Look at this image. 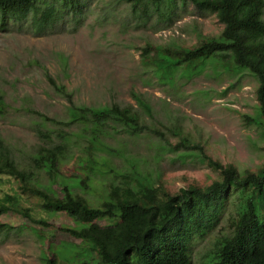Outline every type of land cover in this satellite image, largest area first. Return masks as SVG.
Segmentation results:
<instances>
[{"label":"rangeland","instance_id":"1","mask_svg":"<svg viewBox=\"0 0 264 264\" xmlns=\"http://www.w3.org/2000/svg\"><path fill=\"white\" fill-rule=\"evenodd\" d=\"M222 27L213 12L191 3H178L170 18L139 17L116 0H87L75 20L67 14L42 33L33 32L28 17L8 19L0 23V92L7 103L0 135L18 166L31 170V183L59 195L66 184L92 205L121 182L119 174L172 192L188 182L204 185L218 178L207 158L258 174L264 169V119L253 74L211 58L195 69L179 65L167 76L142 56L145 46L151 56L156 46H191L217 36ZM47 74L65 86L75 106L131 105L148 126L130 133L109 120L92 140L106 148L93 151L83 166L76 155L91 148L93 126L70 118V101ZM35 110L51 119L43 122ZM58 143L63 152L52 178L44 167H33L31 156L40 146ZM0 202L9 206L0 213V264H47L52 250L62 262L64 255L86 248L61 227L73 225L72 218L46 211L40 197L22 191L13 175L0 174ZM25 210L46 224L30 220ZM228 212L193 238L192 264H202L219 238L230 233ZM109 220L114 218L99 222Z\"/></svg>","mask_w":264,"mask_h":264},{"label":"trees","instance_id":"2","mask_svg":"<svg viewBox=\"0 0 264 264\" xmlns=\"http://www.w3.org/2000/svg\"><path fill=\"white\" fill-rule=\"evenodd\" d=\"M116 1L127 3L131 12L139 17L155 13L158 17L170 18L178 3H191L213 12L223 24L217 36L202 38L191 46H156L151 56H148L149 46H145L142 56L167 76L179 65L195 69L211 58L226 67L247 69L256 78L257 107L264 119V0ZM86 2L0 0V23L28 17L33 32L42 33L67 14L75 20ZM47 78L71 103L65 86L57 84L49 74ZM6 109L7 103L0 92V114ZM34 112L43 122L51 119L41 112ZM69 115L73 121L93 126L89 138L91 148L76 155L83 166L93 151L106 148L102 142L100 147L94 146L92 140L96 138L94 131L109 120L119 122L130 133L148 126L131 105L117 103L109 106H75L71 103ZM36 131L40 135L46 134L40 128ZM185 140L183 137V143ZM62 148L60 143L52 147L40 146L31 156L33 167H44L53 178L60 168ZM207 160L219 172V177L208 184L192 181L172 192L161 184L119 174L121 182L111 184L105 198L98 205H92L66 184L61 183L59 195L31 183V170L18 166L12 150L0 135V174L16 177L21 190L40 197L46 211L70 216L73 225L61 227L86 247L79 253L64 255L62 262L56 261V253L52 250L46 256L47 264H192L189 248L193 238L215 227L225 210L229 211L231 231L219 238L215 249L202 264H264V169L256 174L249 169L240 171L231 163L223 165L211 158ZM132 180H136L134 185ZM8 209L7 204L0 202V213ZM23 213L32 221L46 224L45 220L33 218L26 210ZM103 218L114 220L99 222ZM96 257L94 262L92 259Z\"/></svg>","mask_w":264,"mask_h":264}]
</instances>
